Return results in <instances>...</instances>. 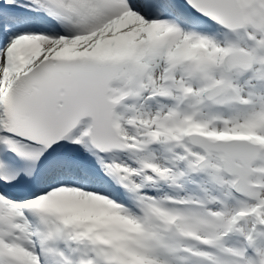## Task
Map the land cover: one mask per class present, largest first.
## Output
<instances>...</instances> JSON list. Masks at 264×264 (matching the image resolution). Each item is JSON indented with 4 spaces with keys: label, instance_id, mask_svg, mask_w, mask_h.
Masks as SVG:
<instances>
[{
    "label": "bare ground",
    "instance_id": "bare-ground-1",
    "mask_svg": "<svg viewBox=\"0 0 264 264\" xmlns=\"http://www.w3.org/2000/svg\"><path fill=\"white\" fill-rule=\"evenodd\" d=\"M48 1H51V0H39V4L40 3L48 4L49 10L54 9V13L52 14V16H54V19L57 18L60 20H64L66 23H68L66 26H73L72 24H78L80 22H83L84 24L89 25V23H92L94 21H103L105 19L106 5L104 3L103 4L100 3L98 0H55V3L53 4V6ZM245 1H246V3L248 2L247 0H245ZM245 1H244V3H245ZM22 7L26 10L31 11V13L25 12L28 14V15H26L27 17L24 16L26 24H30V22L28 20V17L30 16V14L34 15V16L37 14H40L38 12V10L36 8L32 7L29 3H23ZM247 9L248 10L251 9V6L249 3L247 4ZM28 26H30V25H28ZM51 26L52 27L48 28L49 30H41L38 32H42L46 35L52 34L54 31L53 28H55L56 23L53 22ZM47 27H49V25ZM82 27H85V26L83 25ZM8 28H9V26H5L4 31L2 33H4ZM88 28L89 27H85V29H88ZM158 28L159 27H154L153 30H151L150 32H152V31L156 32V31H158ZM170 29H171V32H174L175 37L183 35V33L181 31L175 29L174 27H170ZM249 29L254 34L260 36V39L258 37H254V39H253L252 45H259L260 46V49L257 52L252 51V53H251V55L253 57V64H252V66H253L254 61L256 59H258L259 57H264V38L260 35V33L258 32L257 29H254L252 27H249ZM23 30H25V28ZM39 34H41V33H39ZM132 35H133L132 38H138L136 36H140L141 33L137 34V33L133 32ZM186 36L189 39L190 37H194L195 35H192L190 32H187ZM41 37L44 38L45 40H49L45 36H41ZM86 37H88V36H86ZM200 37L202 38L201 41H205V42H207L209 40L212 41L216 45L215 51L219 50L220 48L222 49V45L225 43L223 39H221L220 41H214L212 37H208V36H200ZM77 38L78 37L72 38L71 40L73 41L74 39H77ZM128 39H131V37L130 38L125 37V40H128ZM232 41H236V40L233 39ZM62 42H63V40H59V43H62ZM208 43L211 44L210 42H208ZM236 44L239 45V43H236ZM230 45H231L230 42L225 43L224 44L225 49L223 51L229 52V50H231ZM211 48L206 49V52H208V54H209ZM65 51L66 50H64V48L58 47L54 50L53 53L66 54V55L77 53V52L69 53V52H65ZM78 52H83V51L81 50ZM142 63H144L143 64L144 66H143V69L141 70L142 72L139 75L140 77L145 76L146 78H148V79L150 78L152 80L153 77L156 76L157 72L164 70L162 67V64L159 62L156 55H154L151 58H148L147 61L142 62ZM262 69H264V68H262ZM202 70H204L206 72L207 71L213 72L215 77L220 76V72L217 70V68L210 67V66H208V64L205 66V61L202 64ZM252 70H253V68H252ZM254 70H256V69L254 68ZM243 71H245V70H243ZM243 71H240V72H243ZM13 72L14 71H11L10 69L7 71H0V80H1L0 81V88H1V85L3 84L2 82L4 80L6 81L10 78L12 79V76L14 74ZM262 72H264V71L263 70H260L259 72L254 71V74L260 75V73H262ZM236 75L238 76V74H236ZM234 76H235L234 72L230 71L228 73H225L224 76L222 77V80L224 82L226 81V83H227V81H229L230 82L229 85H233V86H230L229 89L225 90L222 93L221 97H227V95L240 97L239 95H245V96H247L246 104H248V106L250 107L247 109L248 111H250L252 109L257 110L258 108H260L261 111H264V95H263L264 93L259 92V91H257V92L253 91L251 93H246L244 89L236 88L237 85L234 83L235 81H233ZM186 80L192 81V75H190V77L187 78ZM261 80H264V76L261 77ZM6 83L7 82H5L4 84H6ZM5 86L6 85H4V87ZM163 88L164 89L162 91V94H159L157 96V100L154 99V100L149 101L148 99H144L143 104L146 108H148L149 106H154L156 104V102L161 101L162 99L168 97L169 94L167 91L169 90V88H165L164 86H163ZM187 89H188L187 91H189L190 88H187ZM111 97H112V99L117 98V96H115L114 94L110 95V98ZM205 104H206V102L203 98L197 99V103H196L195 107L198 109V112L200 114L204 113V110H205L204 105ZM234 115L237 116V119H240L239 120V126L246 131L254 132V130H257L256 128L260 127L261 122L264 121V115L262 116V118H259L255 115L252 116L251 114L249 117H246L243 110H240V109L237 110L234 113ZM194 119L195 118L192 117L188 121H185L184 123L176 124L175 131L171 133L172 134V136H171L172 141H176V142L179 141L180 143L183 141H186V139H187L186 135L189 131V128H191L190 125ZM229 120H230V118H226L223 120V122L221 123L223 126V129H221L219 132L227 131V132H230L229 134L232 133L231 130L229 129L230 128V121ZM231 120H233V119L231 118ZM87 121H88V117H87V119L82 120L79 123L78 127H76L73 131H71L67 135L66 145H68L69 143H71L75 140L78 141L79 135H80L79 130H80V128H82L87 123ZM113 122H114L116 127H119L123 130L130 128L129 126L124 124L125 123V114H124L123 108L118 107V109L114 115ZM138 122L141 126V129L145 128V126H147L148 128H150L152 126L153 127H159V125H156L155 123H153L151 125L149 120H147L146 117L142 118L140 121L138 120ZM196 127H197V129L201 128V126H199V125H197ZM217 129L219 130V128H217ZM210 131H213V129L210 128ZM176 132H178V133H176ZM220 136L221 137H227L225 134L220 135ZM239 141L240 140H231V141H228V144H235ZM201 144L208 149L212 148L213 151H219V153H222L224 161H226L227 159H229L233 155V152L223 151V147H221V145L217 144L216 142L201 141ZM73 146L71 148H73ZM63 147H65V146H63ZM186 147H188V146H186ZM71 148L68 149L67 152L69 150H71ZM240 149L247 152V148H245L244 146L240 147ZM186 150L188 151V149H186ZM252 152L253 151L251 149H249L250 155H252ZM219 153H215V154H217V156H219ZM250 155L248 157H250ZM210 158H212V156H210ZM151 159H153V158H151ZM250 159H248V160H250ZM185 161L187 164L191 163V157L189 154L187 155ZM53 169H54V172H56V174L54 175V178H59L61 176H64V177H72L74 179L75 177H78V174L76 173L75 168L71 164L68 163V160H63L61 162L57 161V164L55 163V165L53 166ZM207 171L212 172V167H208ZM215 174L217 175V177H215ZM204 176H205L204 172H202L201 176L198 179V182H200L201 185L204 184ZM212 176H214V179H215L214 185L217 182H221L222 184H220V185L225 186V183L223 182V177H221L220 174L215 172V173H212ZM207 185H209V182L207 183ZM194 193L196 194L195 191H194ZM198 194H200V193H198ZM50 196H61V197H63V199L58 200V201H56V200L52 201V200H50V198H48ZM101 198H102V195L100 193L85 190L82 187H79L78 185L74 184V185H69V186L61 185V186L55 187L52 192H49L46 195V199H44V200H46L45 201L46 204L48 203V204H50L52 206H56V208H60V209H64L66 207L64 205L72 207L73 212L76 214V216H81L83 214L88 213V211H89L90 216H91L90 217L91 219L89 220L90 221L89 226H98L99 224L103 225V223L107 222V226L109 227L110 230L106 234L110 235L109 236L110 239L109 240L105 239V240L110 243L111 247L116 246L114 248H117V253L119 254V259H122L121 264H173L171 261L172 260L171 257L173 256V254H169V256L167 258L166 257L161 258L158 256V254L156 252V249L158 246L165 249L164 246L167 245L166 239L161 238L156 233L153 234V236L150 240L145 239V236H143V234H142V232L144 231L143 227L135 225L133 220H131L127 216L128 212H126L122 209H119V208H116L115 210H109V208H106V207L101 208L99 205L101 202ZM187 211H188V213H187ZM97 213L102 214V215H101V217H98L96 219V218H94V216ZM219 217L214 215L213 219H217ZM102 219H105L106 221H104ZM111 219L115 224L112 223ZM179 221H181L180 222L181 224H184V226L186 227L185 229H188L189 232H191L192 235L196 236V237L199 236L201 233H204L205 230H207L206 226L204 224V220L202 218V210L199 208L192 209V210H186L179 217ZM97 222L99 224H97ZM116 222L118 225L116 224ZM125 228H131V230L133 229V232L130 234H127V233H125ZM8 241H9L8 243L13 244L14 246L15 245H21L22 246V248L25 250V253H26L25 258L23 257V259L28 260L30 257H32L33 249L27 241L19 240V239H17L16 236L9 238ZM226 241H227V239H219L216 242L218 245V244L226 242ZM206 254L209 256V260L206 264H239V262L236 258H233L231 255H227L225 253H221L220 255H216L212 251L211 252L207 251ZM193 264H200V263H198V261H196V259L194 258Z\"/></svg>",
    "mask_w": 264,
    "mask_h": 264
},
{
    "label": "rangeland",
    "instance_id": "rangeland-1",
    "mask_svg": "<svg viewBox=\"0 0 264 264\" xmlns=\"http://www.w3.org/2000/svg\"><path fill=\"white\" fill-rule=\"evenodd\" d=\"M242 3L244 4L245 6V17H246V21H247V28L249 27H252L254 29H258L259 30V33H262V37L264 38V0H258V3L256 4L255 3V0H247L248 2L244 3L243 0H241ZM250 4L251 6V9L248 10L247 9V4ZM100 21H94L92 23H89V25H87L88 27H91V26H94L96 24H99ZM115 27V26H113ZM127 29V27H124L123 30ZM131 29V28H130ZM122 30V29H121ZM112 30L108 31V32H111ZM100 34H102V32H100ZM100 34H96L94 36H91L90 38H87V39H84L82 41H78L77 43L75 42H70V41H66L65 43L67 44H63L64 47H67V48H82V45L85 44V45H88V44H91L93 43V39L97 38L100 36ZM256 37H258L260 39V36L257 35ZM182 39V38H181ZM185 39V40H183ZM181 41V43L177 44L176 48H175V71H178V59H179V55L181 56V54H183V57H186L187 59L189 60H192V66L191 68L189 69V72L190 73H195L196 71H198L197 67H199V69L202 68V63L204 62V60H206L207 58H210L211 60V63L213 65H215L217 67V70L220 72V76L219 77H215L214 76V73H211V74H208V75H205L204 73H199L201 75H205L207 81H208V84L206 85L207 87L209 86H212L213 84H216V83H219L221 80H222V77L224 76V72L222 71L221 67H220V62H221V59L223 57V54L224 53V44L227 43V41H224L225 43L222 45V49L220 48L219 50L215 51L216 50V45L215 44H212L211 43V46L208 47V42H205V41H202L201 40H191V39H187L186 37H184ZM196 39V38H194ZM88 42V43H87ZM202 45H205L207 48H211L210 49V52L208 54V52H206V56H205V59L203 60L202 58V55L203 53L199 50V47L202 46ZM235 43H232L230 46H231V50L235 47ZM89 46V45H88ZM86 47V46H85ZM240 47L241 48H245L247 50H253V46H249L247 47L246 45H244L243 43L240 44ZM54 48H56V45H54ZM260 59V58H259ZM258 59V60H259ZM257 62V60H256ZM254 67L255 68H258L257 64H254ZM256 71V70H254ZM234 72V80L235 81L234 83L237 85L236 88L238 89H244L246 93H251L253 91H259L260 92V89L259 87L257 86V82H256V77L257 75L253 74V72L250 70L246 71V73H242V72H239L238 69L236 70H233ZM174 73V71H173ZM182 72L179 70L178 72V75H180ZM242 73V74H241ZM238 74V76L236 75ZM247 74V76H246ZM203 75V76H204ZM246 76V77H245ZM158 77L159 76V73H158ZM255 82V85L253 87V84ZM225 83V90H227V86H233V85H229L230 82L226 81L224 82ZM195 86V91L191 94V96L189 97L190 99L193 98V96L195 95V93H197L198 91V85L194 82V85L192 86V88ZM257 86V87H256ZM222 93V92H221ZM240 97H238V99L240 100H243L244 102H246V99H247V96L245 95H239ZM234 96H231V95H227V97H218L220 98L218 101H227V106L229 107L228 109L230 111H228L227 109L225 110L226 112H233L236 110V107L230 103V100L231 98H233ZM226 103V102H225ZM250 108L247 105H245L244 107L240 108V110H243V112L245 113L246 117H249L250 114L253 116H259V114L261 113V109L258 108L257 110H250L248 111L247 109ZM256 111V112H255ZM210 114L209 113H206L204 111V113L200 114L198 113L197 116H196V119H197V122L196 123H199L201 126H204L206 129H202L201 133H204L206 134L207 136L211 137V138H215V137H219L220 134H218L219 132L214 130L213 128L217 127L219 129H222L223 126L222 124H210L208 122V116ZM232 115H234V113H232ZM150 116H151V110H150ZM233 122L230 123V129L232 130L231 132H233V135L234 136H249V138L251 140H255V141H258V142H261L264 144V124H262L260 126L259 129L257 130H254V132H248L242 128H238V126L236 125L237 123V116H233ZM220 118H223V117H220ZM217 121V120H216ZM195 123L192 125L193 128H190V131H197V129L195 130L194 127H195ZM210 128L213 129L212 132H210ZM204 131V132H203ZM224 134H227V133H224ZM202 153L200 151V149L198 147H195V148H191V157H192V162H195V161H198L201 156ZM217 156L214 155L213 158H208L206 160V164H205V167L208 166L209 164L211 165L212 168H214V166H216L217 164ZM262 159H264V153H263V157ZM264 165V163H262V161L258 162L255 166H256V170H259V167ZM203 167V168H205ZM258 174V173H257ZM221 176L222 177H225V180L227 181V176H225L223 173H221ZM251 180L253 181H256V182H259L260 185H262V181L258 178L257 176H254L251 178ZM264 195V186L263 187H259L256 189V194L253 198L249 199L247 197L245 198H241L240 202H238V200L236 201L239 205L243 206V207H247L253 200H257L259 197L263 196ZM257 216H258V220H259V225H258V228H257V231H256V234L254 235V239H253V248H254V254L251 255L249 258L251 259V261L255 262V260L259 257H264V207H260L258 209V212H257ZM227 219V215H225V217L221 220L222 222ZM221 222V223H222ZM243 223H247V225L244 227V228H241V229H238V234L240 235L239 239L240 241H238V244H237V248L236 250H238V246L240 244V242L242 241L241 240V236L242 234H244L248 227L250 226V222H252V217H245L242 221Z\"/></svg>",
    "mask_w": 264,
    "mask_h": 264
},
{
    "label": "water",
    "instance_id": "water-1",
    "mask_svg": "<svg viewBox=\"0 0 264 264\" xmlns=\"http://www.w3.org/2000/svg\"><path fill=\"white\" fill-rule=\"evenodd\" d=\"M206 1V0H203ZM210 3L215 6V8L219 9L220 12L223 13H241L242 9L240 7V3L238 0H209Z\"/></svg>",
    "mask_w": 264,
    "mask_h": 264
}]
</instances>
